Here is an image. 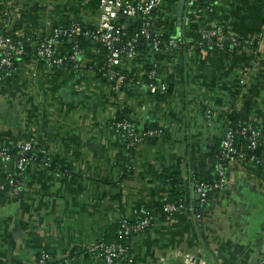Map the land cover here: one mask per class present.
I'll use <instances>...</instances> for the list:
<instances>
[{"label":"crops","instance_id":"obj_1","mask_svg":"<svg viewBox=\"0 0 264 264\" xmlns=\"http://www.w3.org/2000/svg\"><path fill=\"white\" fill-rule=\"evenodd\" d=\"M98 1L0 0V32L26 41L27 54L0 71V147L33 137L31 153L43 149L51 163L28 160L19 193L0 194V264H35L41 250L49 254V264H105L81 249L104 236L113 240L120 217L138 220L150 211L151 225L126 236L127 254L112 264H259L264 259V0H207L193 7L185 0L180 18L179 0H164L153 18L168 24L154 32L185 46L140 45L133 58H122L126 80L118 91L101 73L107 50L97 42L90 40L75 62L60 66L35 57V41L54 26L93 27ZM120 17L124 29L135 21ZM190 24L198 31L217 24L223 41L235 35L245 45L233 52L191 47ZM152 63L157 68L149 80ZM152 79L166 90L150 89ZM233 111L239 126L261 130L258 161L229 158L225 186L210 191L200 206L195 183L216 178ZM120 118L140 132L161 133L142 136L128 150L114 128ZM169 174L185 203L173 214L161 207L172 198Z\"/></svg>","mask_w":264,"mask_h":264},{"label":"built area","instance_id":"obj_2","mask_svg":"<svg viewBox=\"0 0 264 264\" xmlns=\"http://www.w3.org/2000/svg\"><path fill=\"white\" fill-rule=\"evenodd\" d=\"M164 0H145L142 2H134L132 0H99V19L98 22L90 29L81 31L76 25L70 26H54L49 33L35 41V57L43 60L48 66H60L68 61L75 62L82 50L79 48L78 42L74 39L77 34L82 33L86 38L103 44L106 47L107 53L105 56L104 72L102 73L109 81L111 89L114 91L120 90L126 75L120 69L122 58H133L136 52V44L138 39L142 37L148 41L154 50H158L159 41L157 36L160 33L154 32L153 17L151 13L158 8ZM191 3V2H190ZM189 3V4H190ZM200 11V10H199ZM124 16L141 22L139 30L124 43L121 42V34L123 26L119 22V17ZM200 40L193 43L191 47H204L205 41L213 40L218 48H222V29L217 24L203 27L199 30ZM68 38L73 42L72 48L68 53L61 49L62 40ZM228 40L232 46L239 45V39L235 35L228 36ZM178 41L170 38L167 43L169 48H177ZM24 54V45L21 38L13 37L11 34L0 32V71L4 68L12 67L14 62L22 57ZM152 71L149 73V78H154L157 65L151 64ZM140 83V81H136ZM150 89L155 90L159 88L160 91L166 90V84L157 86L154 82H149ZM114 128L119 135L127 141L129 146L138 143L142 136L160 134L161 130H148L146 132H138L133 122L128 119H121L114 122ZM237 134L244 136L247 142L248 160L258 161L253 150L261 142V130L252 127L249 124L241 125L238 129H229L222 140L221 155L224 158H231L232 155L238 154L246 157L244 153H238L239 150L235 145V137ZM11 148H16L14 153L15 161L12 169H6L5 165H0V193L7 196H16L19 193V179L25 171L26 162L30 159L38 161L42 166L48 167L50 162L44 157L45 151L37 148L36 154H31L34 148V138L29 137L22 143L15 147L7 145L0 147V160L3 162H10L12 160ZM39 157V158H38ZM38 160H37V159ZM226 172L225 165L220 160L216 166V178L212 181L199 180L195 183V191L198 194V204L204 205L206 203L208 194L212 190H219L225 186ZM162 210L168 214L182 211L185 209L183 198L176 202H167L162 206ZM153 216L149 213L132 222V219L127 217H120L121 235L131 233H141L145 231L152 223ZM86 251L93 255V257L105 264H112L115 260L123 258L127 254V247L121 242H103L100 239L91 242L85 247ZM49 254L45 250H41L35 260V264H49ZM264 264V259L259 263Z\"/></svg>","mask_w":264,"mask_h":264},{"label":"trees","instance_id":"obj_3","mask_svg":"<svg viewBox=\"0 0 264 264\" xmlns=\"http://www.w3.org/2000/svg\"><path fill=\"white\" fill-rule=\"evenodd\" d=\"M207 3V0H192V2H191V4H192V7L193 6H195V5H197V6H204L205 4ZM151 15H152V17H153V15H154V11L151 13ZM154 19V18H153ZM122 21H123V19L121 18V17H119V22L120 23H122ZM168 24V21L167 20H163V19H160V18H157V19H154L153 20V27H152V29H156V28H164L166 25ZM141 27V22L139 21V20H135V21H133L130 25H129V27L128 28H123V31H122V34H121V42L122 43H124L125 41H127L132 35H133V33H135V32H137L138 30H139V28ZM90 28H92V27H89L88 25H83V26H80V30L81 31H84V30H86V29H90ZM188 29H189V31L187 32V35H189V36H192L193 38H194V40H193V43H196V42H198L199 40H200V32L198 31V29L196 28V26L195 25H193V24H190L189 25V27H188ZM76 39V41L78 42V44H79V48L82 50V49H84L88 44H89V42H90V39H88V38H86L84 35H82V33H79V34H77V36H75L74 37V39L73 40H75ZM157 39H158V41H159V44H158V49H165V48H167L168 46H167V43H168V41L170 40V37H168V36H166L164 33H161L159 36H157ZM176 40V39H175ZM23 41V45L25 46V48H26V41H24V40H22ZM146 42H148V41H146V40H144L142 37H140L139 39H138V42H137V44H136V49L140 46V45H144ZM221 43H222V48H218L215 44H214V42H213V40H210V41H205L204 42V47H210L214 52H228V51H234V50H236V49H241L244 45H245V43L242 41V40H239V45L238 46H236V47H234V46H232L231 45V43L229 42V40H225V41H221ZM72 44H73V42H69V39L68 38H64L63 40H62V46L64 47V49H65V53H68L70 50H71V48H72ZM97 45H99V46H102L103 47V44H100V43H97ZM179 47L181 46V45H184L185 46V44H183V42L182 41H178V44H177ZM177 46V47H178ZM203 47V48H204ZM104 48V47H103ZM106 48V47H105ZM169 48V47H168ZM197 49H202V48H200V47H196ZM27 56V54H26V52H25V49H24V54L22 55V57H26ZM104 72V70H101V73H103ZM124 73V72H123ZM125 74V73H124ZM148 74V73H147ZM149 80H150V78H148ZM147 82L149 83V82H153V79L151 80V81H148L147 80ZM228 117L231 119V129H233V130H236V129H238L240 126L238 125V123H237V114L233 111V112H231L229 115H228ZM122 118H125V117H122ZM122 118H120L119 120H121ZM118 120V121H119ZM238 125V126H237ZM138 131V130H137ZM138 132H140V131H138ZM143 132V131H142ZM142 132H140V133H142ZM234 142H235V145H236V147L238 148V150H239V148L241 149V151L246 155V157L248 156V153H251L248 149H247V142H246V139L244 138V136L243 135H241V134H237L236 135V137H235V140H234ZM260 146H261V142L258 144V146L253 150V154L255 155V157L258 159V153H259V148H260ZM128 150H131L132 149V146H128V148H127ZM10 152L12 153V160H11V164H13L14 165V161H15V156H14V153L16 152V148H11L10 149ZM239 153V152H238ZM31 154H33V153H29V155H31ZM235 155H238V154H234V155H232L231 156V158L233 157V156H235ZM218 156H219V160L221 161V162H223V164H225L227 161H228V159L227 158H224V157H222V155H221V153H219L218 154ZM39 158V157H38ZM37 159V158H36ZM38 160V159H37ZM51 166V163H50V165L48 166V167H50ZM13 168V166L12 167H10V169H12ZM156 177H159L160 175H155ZM167 177H169L168 179H169V185H171V187H170V193H171V195L170 196H172V198H171V201H168V202H176L178 199H180V197L178 196V194L179 193H177V191L175 190V188H174V184H175V181H176V179H175V175H167L166 176V178ZM0 179H1V181H3V177H2V175H0ZM164 203H166V202H164ZM163 202L161 203L162 205L164 204ZM161 205V206H162ZM152 213L153 212H149V214H151L152 215ZM143 217V216H142ZM136 221H138L137 219H132V222H136ZM115 229V231H114V238H113V240H110V239H107L105 236L104 237H102L101 238V240L103 241V242H107V243H110V242H121L123 245H125L126 247H127V251H128V246L125 244V240H124V238L126 237V236H129L130 234H132L131 232L129 233V234H127V235H121V228H120V223L119 222H117L116 223V225H115V227H114ZM81 251L83 252V253H87V254H90V253H88L87 251H86V249H81ZM74 252V251H73ZM74 255V253H70V256L71 257H69V259H68V263H69V260L72 258V256ZM66 263H67V260H66Z\"/></svg>","mask_w":264,"mask_h":264},{"label":"water","instance_id":"obj_4","mask_svg":"<svg viewBox=\"0 0 264 264\" xmlns=\"http://www.w3.org/2000/svg\"><path fill=\"white\" fill-rule=\"evenodd\" d=\"M184 4H185V0H179L177 3V10H176V15L177 17L180 18V16L182 15L183 12V8H184ZM70 41V40H69ZM0 165H5L6 169L10 168L11 163L10 162H3L2 160H0ZM2 194V193H0Z\"/></svg>","mask_w":264,"mask_h":264}]
</instances>
